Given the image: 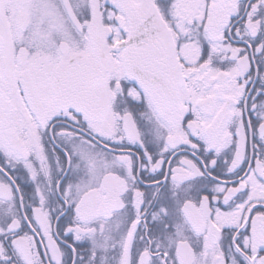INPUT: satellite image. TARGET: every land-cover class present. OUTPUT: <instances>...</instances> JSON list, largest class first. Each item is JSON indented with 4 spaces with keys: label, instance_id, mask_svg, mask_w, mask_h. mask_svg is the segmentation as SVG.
<instances>
[{
    "label": "snow or ice",
    "instance_id": "obj_1",
    "mask_svg": "<svg viewBox=\"0 0 264 264\" xmlns=\"http://www.w3.org/2000/svg\"><path fill=\"white\" fill-rule=\"evenodd\" d=\"M0 264H264V0H0Z\"/></svg>",
    "mask_w": 264,
    "mask_h": 264
}]
</instances>
